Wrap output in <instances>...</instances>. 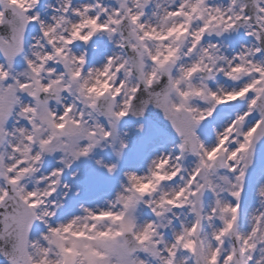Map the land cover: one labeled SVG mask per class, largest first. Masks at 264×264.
Returning <instances> with one entry per match:
<instances>
[{
	"label": "snow or ice",
	"instance_id": "1",
	"mask_svg": "<svg viewBox=\"0 0 264 264\" xmlns=\"http://www.w3.org/2000/svg\"><path fill=\"white\" fill-rule=\"evenodd\" d=\"M0 264H264V0H0Z\"/></svg>",
	"mask_w": 264,
	"mask_h": 264
},
{
	"label": "rangeland",
	"instance_id": "2",
	"mask_svg": "<svg viewBox=\"0 0 264 264\" xmlns=\"http://www.w3.org/2000/svg\"><path fill=\"white\" fill-rule=\"evenodd\" d=\"M136 143L133 144V150L126 157L124 165L136 163ZM74 167H79L81 171L80 177L74 182L77 187L82 190V198L89 196L106 195L116 184V179L107 177L104 172L94 166L91 162H84Z\"/></svg>",
	"mask_w": 264,
	"mask_h": 264
}]
</instances>
